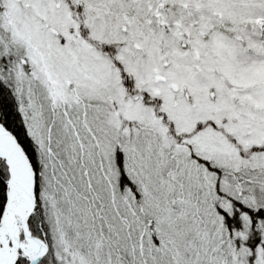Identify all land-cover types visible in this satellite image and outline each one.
Listing matches in <instances>:
<instances>
[{
    "label": "snow or ice",
    "instance_id": "6c2138e0",
    "mask_svg": "<svg viewBox=\"0 0 264 264\" xmlns=\"http://www.w3.org/2000/svg\"><path fill=\"white\" fill-rule=\"evenodd\" d=\"M0 264H264V0H0Z\"/></svg>",
    "mask_w": 264,
    "mask_h": 264
}]
</instances>
